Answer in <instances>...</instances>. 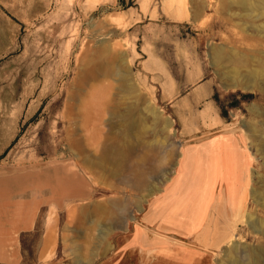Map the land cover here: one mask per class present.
<instances>
[{"label": "rangeland", "instance_id": "1", "mask_svg": "<svg viewBox=\"0 0 264 264\" xmlns=\"http://www.w3.org/2000/svg\"><path fill=\"white\" fill-rule=\"evenodd\" d=\"M168 72L184 90L212 80L217 108L232 100L255 162L248 199L214 246L218 264H264V0H0V180L42 183L59 207L37 227L78 257L103 239L109 197L156 195L174 174L194 131L169 100L213 125L205 92L185 110ZM86 196L96 214L82 235L73 215Z\"/></svg>", "mask_w": 264, "mask_h": 264}, {"label": "crops", "instance_id": "2", "mask_svg": "<svg viewBox=\"0 0 264 264\" xmlns=\"http://www.w3.org/2000/svg\"><path fill=\"white\" fill-rule=\"evenodd\" d=\"M168 75L171 90L184 98V109H197L195 105L199 100L194 99V90L205 92L203 99L208 105L203 110L212 117L208 121L213 125L209 127V123L205 127L206 121L192 114L188 117L185 111H180L178 101H168L169 106L175 108L174 120L194 132L181 139L187 142L181 146L174 174L166 187L156 195L145 197H109L104 208L107 217L103 218V229L107 230L103 239L100 242V239L96 240L86 250L83 248L85 244L80 246L78 257L67 260L59 255V243L54 244L51 229L46 228L43 232L37 227L41 211L45 209L47 220L51 210L59 207L58 199L48 203L43 197L42 183L33 185L31 180H26L19 185L11 181L9 185L7 180H0V264L219 263L218 248L214 245L224 236V221L229 216L233 218L248 199L255 156L244 133L225 134L221 130L224 124L231 121L232 100L229 101L230 108L228 105L217 108L212 80L205 78L184 90L183 83L173 79L170 72ZM207 133H210V139L197 144L189 143L194 140L192 138H201ZM220 150L223 159H218ZM223 161L224 167L221 165ZM225 170L231 172L229 180H224L221 175ZM232 195L235 197L233 205ZM85 198L88 201L79 202L83 205L78 208L77 217L73 215L82 235L84 222L89 225L90 216L96 214L94 204L89 205L92 197ZM111 204H120V207L109 206ZM80 213L83 215L80 216ZM49 231L51 242L44 246ZM35 240L37 258L33 259L28 253L34 251ZM49 251L52 255L47 258ZM19 252H23L27 259H21ZM84 253H87L88 260H85Z\"/></svg>", "mask_w": 264, "mask_h": 264}, {"label": "water", "instance_id": "3", "mask_svg": "<svg viewBox=\"0 0 264 264\" xmlns=\"http://www.w3.org/2000/svg\"><path fill=\"white\" fill-rule=\"evenodd\" d=\"M222 127L225 128V130H223V133H225V134L244 133L243 132V129H244L243 125L242 124H236V122H232V121L227 122ZM210 137H211L210 135H206L204 137L194 139V140L190 141L189 143L190 144L201 143L203 141H206V140L210 139ZM179 144H180V146L184 145L183 142H180Z\"/></svg>", "mask_w": 264, "mask_h": 264}, {"label": "bare ground", "instance_id": "4", "mask_svg": "<svg viewBox=\"0 0 264 264\" xmlns=\"http://www.w3.org/2000/svg\"><path fill=\"white\" fill-rule=\"evenodd\" d=\"M242 3H243V5H245V4L247 3V0H242ZM250 12H251L252 15H253V13L255 12V10L252 9V10L249 11V13H250ZM256 14H257V13H256ZM253 16H254V15H253ZM214 54H215V57H218V58H219V57L221 56L222 53H221L219 50H216V51H214ZM90 62H92V61H90ZM96 68H97V67H96ZM100 68H101V67H100ZM87 69H88V68H87ZM85 73H86V72H85ZM85 73H84V74H85ZM87 73H88V72H87ZM92 73H93V72H92ZM234 87H235V86H234ZM245 89H247V88H245ZM249 91H250V90H249Z\"/></svg>", "mask_w": 264, "mask_h": 264}, {"label": "trees", "instance_id": "5", "mask_svg": "<svg viewBox=\"0 0 264 264\" xmlns=\"http://www.w3.org/2000/svg\"><path fill=\"white\" fill-rule=\"evenodd\" d=\"M244 98H246V97H244Z\"/></svg>", "mask_w": 264, "mask_h": 264}]
</instances>
